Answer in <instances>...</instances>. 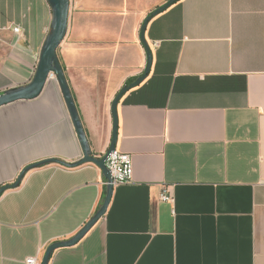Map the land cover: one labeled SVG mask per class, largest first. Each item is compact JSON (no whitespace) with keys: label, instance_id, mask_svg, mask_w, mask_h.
Segmentation results:
<instances>
[{"label":"crops","instance_id":"obj_1","mask_svg":"<svg viewBox=\"0 0 264 264\" xmlns=\"http://www.w3.org/2000/svg\"><path fill=\"white\" fill-rule=\"evenodd\" d=\"M168 1L70 0L58 57L95 156L112 142L113 100L146 68L143 22ZM52 18L46 0H0V95L32 81ZM146 40L151 72L118 106L116 149L132 157L133 180L50 264H264V0H181ZM81 158L55 78L0 108V189L31 164ZM106 191L93 164L28 172L0 197V264H41Z\"/></svg>","mask_w":264,"mask_h":264},{"label":"water","instance_id":"obj_2","mask_svg":"<svg viewBox=\"0 0 264 264\" xmlns=\"http://www.w3.org/2000/svg\"><path fill=\"white\" fill-rule=\"evenodd\" d=\"M52 10V24L51 31L47 36L39 57V62L37 69L32 81L26 86L19 88H12L4 94L0 95V108L19 102V101H31L37 99L44 91L47 82L51 78H55L57 81L61 93L63 95L69 116L71 118L73 127L76 131L82 152L83 158L73 163H66L57 159H47L40 162L31 164L27 166L18 177L17 181L10 185L4 186L0 189V197L8 190L18 188L25 175L31 170L41 168L50 164H59L68 168H77L85 164H93L97 166L101 171L103 178L106 180L107 191L104 202L95 216L75 235L73 238L67 241L56 242L48 247L46 250L41 264H50L53 254L64 248H71L78 245L91 231V229L102 219L111 203L113 196L114 185L111 176V172L108 169L106 162L112 152L117 148L118 142V131H119V116H118V106L120 101L129 91L140 86L149 76L151 68L153 65V54L151 48L146 40V32L149 23L157 16L167 11L173 5L177 4L181 0H169L165 5L153 11L143 22L140 39L144 46L147 65L144 72L139 76L135 82L125 85L117 94L112 102V116H113V131H112V142L111 145L104 156H95L92 152L89 140L87 138L83 123L81 121L79 111L77 109L73 94L71 92L70 86L68 84L65 71L58 57V49L63 43L67 32L69 24V12H70V0H46Z\"/></svg>","mask_w":264,"mask_h":264},{"label":"built area","instance_id":"obj_3","mask_svg":"<svg viewBox=\"0 0 264 264\" xmlns=\"http://www.w3.org/2000/svg\"><path fill=\"white\" fill-rule=\"evenodd\" d=\"M15 33L19 34V29H15ZM111 172L113 185L129 184L133 180V160L128 154L122 153L117 149L112 152L106 162ZM107 185V182H106ZM161 201L165 203H174V199L167 191L161 195ZM26 264H40L37 258H28Z\"/></svg>","mask_w":264,"mask_h":264},{"label":"trees","instance_id":"obj_4","mask_svg":"<svg viewBox=\"0 0 264 264\" xmlns=\"http://www.w3.org/2000/svg\"><path fill=\"white\" fill-rule=\"evenodd\" d=\"M136 79H137V78H131V79H129V80L127 81V84H126V85H129V84L135 82Z\"/></svg>","mask_w":264,"mask_h":264}]
</instances>
